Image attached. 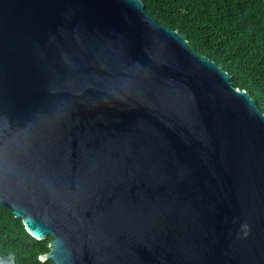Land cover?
<instances>
[{
  "label": "water",
  "instance_id": "1",
  "mask_svg": "<svg viewBox=\"0 0 264 264\" xmlns=\"http://www.w3.org/2000/svg\"><path fill=\"white\" fill-rule=\"evenodd\" d=\"M0 207L40 262L264 264V114L141 0H0Z\"/></svg>",
  "mask_w": 264,
  "mask_h": 264
},
{
  "label": "trees",
  "instance_id": "2",
  "mask_svg": "<svg viewBox=\"0 0 264 264\" xmlns=\"http://www.w3.org/2000/svg\"><path fill=\"white\" fill-rule=\"evenodd\" d=\"M155 22L177 32L198 55L227 72L264 114V0H141ZM51 238L36 241L0 207V264H53L38 257Z\"/></svg>",
  "mask_w": 264,
  "mask_h": 264
},
{
  "label": "clouds",
  "instance_id": "3",
  "mask_svg": "<svg viewBox=\"0 0 264 264\" xmlns=\"http://www.w3.org/2000/svg\"><path fill=\"white\" fill-rule=\"evenodd\" d=\"M245 227H247V226H245ZM247 234H248V232H247V231H245V232H244V235L246 236Z\"/></svg>",
  "mask_w": 264,
  "mask_h": 264
}]
</instances>
